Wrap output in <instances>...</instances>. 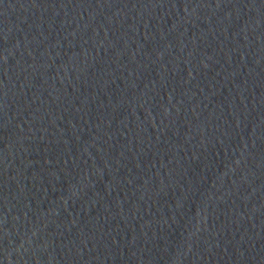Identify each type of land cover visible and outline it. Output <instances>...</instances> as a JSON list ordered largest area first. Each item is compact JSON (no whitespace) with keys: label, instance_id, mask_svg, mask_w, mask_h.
<instances>
[{"label":"water","instance_id":"1","mask_svg":"<svg viewBox=\"0 0 264 264\" xmlns=\"http://www.w3.org/2000/svg\"><path fill=\"white\" fill-rule=\"evenodd\" d=\"M0 264H264V0H0Z\"/></svg>","mask_w":264,"mask_h":264}]
</instances>
